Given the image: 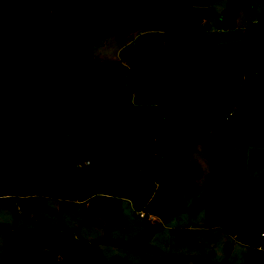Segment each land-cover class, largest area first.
Wrapping results in <instances>:
<instances>
[{
  "label": "trees",
  "instance_id": "16d2710c",
  "mask_svg": "<svg viewBox=\"0 0 264 264\" xmlns=\"http://www.w3.org/2000/svg\"><path fill=\"white\" fill-rule=\"evenodd\" d=\"M176 1L183 6L153 5L144 0H10L8 5H0V83L11 78L20 93L25 87L27 91L41 90L56 70L74 64L59 88L43 90L40 98L49 101L58 114L65 113V104L69 111L82 107L70 124L86 111L95 116L73 140L56 139L43 154L27 156L18 165L11 158L10 147L0 145V205L26 214L43 196L61 202H89L98 196L120 200L130 188L156 186L167 192L163 205L171 209L181 204L180 189H197L201 171L190 163L189 155L198 144L208 142L205 156L210 173L186 211H203L206 228L224 229L238 243L264 249V238H260L264 227L248 224L250 186L245 176L246 166L251 170L264 166V12L245 27L243 54L232 50L221 54L224 81L219 87L203 76L208 66L205 57L172 55L165 37L202 42L206 35L203 24L212 17L225 30L233 29L240 10L253 11V0H227L220 16L194 7L216 0ZM39 24L48 26L50 45L43 42ZM147 26H157L163 34L124 45L120 63L94 61V46L106 36L115 34L126 40L136 28ZM8 65L12 73L7 72ZM138 88L141 94L131 103ZM51 94L56 98L51 99ZM4 100L0 141L34 136L32 109H15L18 114L12 118L9 111L15 102ZM230 110L234 117L226 126L223 122ZM102 116L109 118L102 121ZM242 119L251 147L248 158L242 155L226 162L217 175L232 145L230 130ZM85 162L89 165H83ZM36 166L49 175L44 194L29 187L11 193ZM78 171L76 193L71 186ZM159 228L155 226L153 231ZM0 232L4 237L2 264H107L94 242L83 241L65 228L42 225L39 230L1 228ZM50 234L56 238L58 256L44 251ZM175 235L186 239L183 232ZM24 236L37 241L31 254L22 251ZM192 260L198 258L171 256L151 264Z\"/></svg>",
  "mask_w": 264,
  "mask_h": 264
},
{
  "label": "rangeland",
  "instance_id": "374dc122",
  "mask_svg": "<svg viewBox=\"0 0 264 264\" xmlns=\"http://www.w3.org/2000/svg\"><path fill=\"white\" fill-rule=\"evenodd\" d=\"M9 1L0 0V5H8ZM145 2L153 5L183 6L176 0H145ZM226 4L227 0H216L196 4L194 7L210 10L220 16ZM263 12V2L253 0V11L246 14L245 11L240 10L234 21L233 29L225 30L217 18L212 17L203 24L206 35L202 42L180 40L171 35H166L165 42L172 55L190 53L205 57L208 60V66L204 76L222 87L221 54L226 50L242 53L244 27L259 20ZM38 28L43 42L50 45L48 26L39 24ZM155 30L161 31V28L157 26L136 28L126 40L120 39L115 34L106 36L104 41L94 46V61L120 63V53L124 45L134 44L141 38L149 37ZM58 49H55V52ZM74 69L75 65L71 64L56 70L52 80L41 85V90L28 88L27 91L25 87L20 93L16 88L18 83L12 82L11 78L6 83H0V107H5L4 101L6 100L4 99L12 98L15 102L14 109L9 111L12 118L17 117L16 110L26 112L32 109L31 112L33 111L31 118L36 130L34 136L11 137L0 141L3 148L10 147L9 151L13 154L11 158L15 165L23 162L27 156L38 157L43 154L47 146L56 139L73 140L74 135L80 133L95 118L91 112L86 111L85 115L83 114L80 119L70 124L68 121L82 107L78 106V110L69 111L65 104V113L58 114L53 111L49 101L40 98L43 90L53 91L59 88L63 79ZM6 70L12 73L9 65ZM248 71L252 72L253 69H248ZM37 73L36 71L34 74L35 79ZM10 83H13L14 87H10ZM139 91L141 88H138L134 94ZM134 94L130 100L131 103L136 98ZM50 98L55 99L56 95L51 94ZM108 118L109 116H102L101 120ZM223 124L229 126L230 123L223 122ZM245 132L246 121L243 119L239 120L230 130L229 140L232 145L219 166L217 175L221 173L226 162L238 159L242 155L248 158L251 147L247 145L249 140ZM208 150L209 143L205 142L198 144L190 153V163L201 171V177L196 181L197 189H180L178 196L181 204L171 209L163 205L168 199L167 192L156 189V186H149L146 189L130 188L120 200L98 196L89 202H61L43 196L39 198L37 205L26 214L12 207L0 205V229L39 230L42 225L65 228L73 231L76 237L83 241L94 242L107 264H151L171 256L198 258L196 261H188L185 264H264V249L238 243L235 237L224 229L206 228L203 211L193 214L186 211L192 204L194 193L204 185L205 178L210 173V163L205 156ZM40 168L41 166H36L31 170L25 183L14 186L11 193L29 187L33 188L35 193L43 195L49 175L42 173ZM245 176L250 186L248 189L250 198L248 224L264 227V166L257 170H251L246 166ZM78 188L79 171L74 175L71 190L77 193ZM138 212L144 213L145 218H140ZM258 215H263V218L259 219ZM155 226L160 228L153 231ZM177 231L185 233L186 239H178L175 235ZM37 245L35 240L26 236L22 238L21 248L24 253L31 254ZM3 249L4 237L0 232V264H2ZM44 251L47 255L58 256L54 235H48Z\"/></svg>",
  "mask_w": 264,
  "mask_h": 264
},
{
  "label": "built area",
  "instance_id": "2783aa9c",
  "mask_svg": "<svg viewBox=\"0 0 264 264\" xmlns=\"http://www.w3.org/2000/svg\"><path fill=\"white\" fill-rule=\"evenodd\" d=\"M233 117H234V111H233V110H230V111L228 112V114L225 116V118H224V122H225V123H229L230 120H231ZM83 165L88 166V165H89V162H85ZM138 215H139L140 218H145V215H144V213H142V212H138ZM150 219L153 220L152 217H150ZM260 238H264V233H262V234L260 235ZM259 248H261V247H259Z\"/></svg>",
  "mask_w": 264,
  "mask_h": 264
},
{
  "label": "crops",
  "instance_id": "0c3cea01",
  "mask_svg": "<svg viewBox=\"0 0 264 264\" xmlns=\"http://www.w3.org/2000/svg\"><path fill=\"white\" fill-rule=\"evenodd\" d=\"M145 1V0H144ZM196 5V4H195ZM194 5V6H195ZM239 13V12H238ZM252 23V22H251ZM246 27V26H245ZM245 27H244V30H245ZM163 34V31L161 30H155V31H153V33L151 34V35H162ZM137 38H140V37H137ZM142 39V38H141ZM139 40V39H138ZM166 43V42H165ZM239 54H243V52L242 53H239ZM204 72H205V70H204ZM204 72H203V76H204ZM205 77V76H204ZM205 78H207V77H205ZM208 79V78H207ZM224 81V80H223ZM140 94H141V91H139L137 94H134V97H136L135 99H134V101L135 100H137L138 99V97L140 96ZM136 95V96H135ZM157 189V188H156ZM258 249H262V248H259V247H257Z\"/></svg>",
  "mask_w": 264,
  "mask_h": 264
}]
</instances>
